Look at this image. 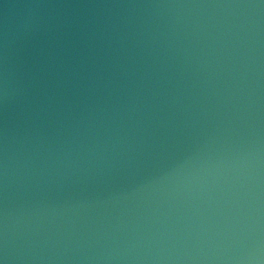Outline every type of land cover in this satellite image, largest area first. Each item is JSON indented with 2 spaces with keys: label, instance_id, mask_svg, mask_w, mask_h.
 Listing matches in <instances>:
<instances>
[{
  "label": "water",
  "instance_id": "water-1",
  "mask_svg": "<svg viewBox=\"0 0 264 264\" xmlns=\"http://www.w3.org/2000/svg\"><path fill=\"white\" fill-rule=\"evenodd\" d=\"M0 264H264V0H0Z\"/></svg>",
  "mask_w": 264,
  "mask_h": 264
}]
</instances>
